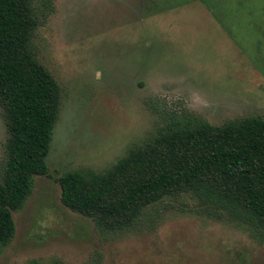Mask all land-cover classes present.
<instances>
[{"label":"rangeland","instance_id":"374dc122","mask_svg":"<svg viewBox=\"0 0 264 264\" xmlns=\"http://www.w3.org/2000/svg\"><path fill=\"white\" fill-rule=\"evenodd\" d=\"M31 50L61 90L47 162L13 214L0 264H264L243 224L198 212L186 195L100 233L61 201L58 178L104 174L176 122L264 119V0H34ZM11 137L0 99V182Z\"/></svg>","mask_w":264,"mask_h":264},{"label":"trees","instance_id":"16d2710c","mask_svg":"<svg viewBox=\"0 0 264 264\" xmlns=\"http://www.w3.org/2000/svg\"><path fill=\"white\" fill-rule=\"evenodd\" d=\"M34 0H0V99L11 137L0 182V255L13 241V214L32 194L47 162L61 90L31 50ZM62 204L104 234L129 232L145 211L186 195L209 218L246 225L264 243V119L214 127L202 119L168 125L104 174L58 178ZM30 264H39L31 262Z\"/></svg>","mask_w":264,"mask_h":264}]
</instances>
